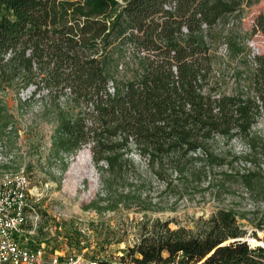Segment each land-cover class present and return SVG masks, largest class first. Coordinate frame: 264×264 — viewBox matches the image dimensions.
Segmentation results:
<instances>
[{"label":"rangeland","instance_id":"1","mask_svg":"<svg viewBox=\"0 0 264 264\" xmlns=\"http://www.w3.org/2000/svg\"><path fill=\"white\" fill-rule=\"evenodd\" d=\"M48 1L50 14L56 12L51 29L60 31L69 26L74 35L66 39L80 45L85 42L87 52L91 51L89 40L98 37V26L89 24L80 32L82 15L102 21L114 6L122 4L115 0L116 4L98 11L93 3L84 4L83 0ZM229 1L228 7L234 4V10L218 14L227 7L214 4L207 27H202L204 23L200 26V36L212 55V69L206 81L198 78L197 82L204 95L213 88L214 101L224 95H233L234 100L227 103L222 99L212 105L214 127L208 117L203 129H170L167 135L162 132V142L180 137L184 144L192 140L200 143L190 153L200 157L194 170L180 155L161 167V171L174 173L170 187L145 174V163L137 164V160L135 168L125 162L121 174L111 173L103 162L98 165L101 170L92 163V154L99 153L92 150L94 144L124 137L125 141H146L151 131L122 129L118 119L106 129H87L90 117L86 108L71 99L69 92L56 88L58 73L46 59L32 57V46L26 47L24 55L16 50L3 57L0 173L23 169L31 192L40 195L35 203L39 229L29 243L39 246L53 242L58 249L74 253L86 249L88 257L108 263L134 264L120 257L141 240L145 228L167 225L171 231L182 229L187 237L203 238L209 231V220L227 215L229 218L223 220L234 216L233 224L242 233L236 243H245L251 250L264 249L250 243H264V0ZM181 30L173 33L178 42L188 33ZM221 47L228 51L225 58L217 54ZM221 113L230 117L225 126H220ZM220 130L236 136L230 141L219 138L214 144L212 140ZM74 150L76 153L70 154ZM201 164L211 168L202 172ZM235 173L249 174L239 178ZM215 229L221 231L218 226ZM231 240L225 239L217 247L231 245L235 242Z\"/></svg>","mask_w":264,"mask_h":264},{"label":"trees","instance_id":"2","mask_svg":"<svg viewBox=\"0 0 264 264\" xmlns=\"http://www.w3.org/2000/svg\"><path fill=\"white\" fill-rule=\"evenodd\" d=\"M83 1L93 3L98 11L116 2ZM225 1L121 0L122 4L114 6L111 15L102 21L82 15L80 32L86 31L89 24L98 26V37L96 41L89 40L91 51L87 52L85 42L80 45L66 39L74 35L69 26L60 31L51 29L56 23V12L50 14L48 0H0V63L6 54L19 50L24 55L26 47L32 46V57L46 59L58 73L56 88L62 93L69 92L71 99L86 108L90 117L86 121L87 129H106L118 119L122 129L151 131L150 141L148 138L125 141L124 137L116 142L94 144L92 150L99 153L92 154V163L101 170L98 165L103 162L111 173L121 174L126 169L125 162L135 168L137 160V164L145 163V174L170 187L174 173L161 171V167L180 155L188 159L189 168L194 170L200 157L190 153L200 143L192 140L184 144L180 137L162 142V132L167 135L170 129H203L208 117L212 118L210 126L214 127L212 105L222 99L227 103L234 100L233 95H224L214 101L213 88H208L204 95L197 82L198 78L206 81L212 69L209 59L212 55L200 36V26L208 24L214 4L227 7L220 13L217 10L218 14L234 10L235 5L230 8L227 4L230 1ZM65 13L68 22V11ZM183 27L188 33L180 35L182 42H178L173 33ZM228 116H220V126H225ZM235 136L224 130L212 141L214 144L219 138L230 141ZM201 165L202 172L211 168ZM248 174L235 173L239 178ZM225 217L229 218L220 215L209 220V231L203 238L187 237L182 229L171 231L167 225L160 229L145 228L139 243L128 249L122 260L129 258L135 264H264V249L251 250L245 243H236L242 233L233 224L234 216L229 221L223 220ZM225 239L235 242L217 247ZM250 243L264 247L262 242L250 240Z\"/></svg>","mask_w":264,"mask_h":264},{"label":"built area","instance_id":"3","mask_svg":"<svg viewBox=\"0 0 264 264\" xmlns=\"http://www.w3.org/2000/svg\"><path fill=\"white\" fill-rule=\"evenodd\" d=\"M202 27L207 26L204 23ZM181 31L188 32L186 27ZM254 46L252 43L250 47ZM217 54L225 58L228 51L221 47ZM39 200L40 195L31 192L30 181L23 169L0 173V264H115L88 257L86 249L74 253L70 249H58L53 242L39 246L29 243L30 237L39 229L40 215L35 206Z\"/></svg>","mask_w":264,"mask_h":264},{"label":"flooded vegetation","instance_id":"4","mask_svg":"<svg viewBox=\"0 0 264 264\" xmlns=\"http://www.w3.org/2000/svg\"><path fill=\"white\" fill-rule=\"evenodd\" d=\"M210 255H211V254H210ZM210 255H209V256H210Z\"/></svg>","mask_w":264,"mask_h":264}]
</instances>
